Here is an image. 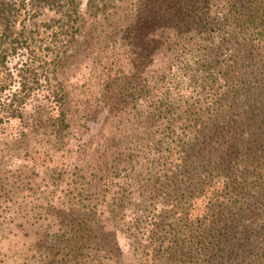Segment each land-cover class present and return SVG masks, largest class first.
Returning <instances> with one entry per match:
<instances>
[{"label": "rangeland", "instance_id": "374dc122", "mask_svg": "<svg viewBox=\"0 0 264 264\" xmlns=\"http://www.w3.org/2000/svg\"><path fill=\"white\" fill-rule=\"evenodd\" d=\"M221 2L74 0L35 18L61 26L38 37L59 50L48 75L63 100L34 124L28 105L1 117L10 95L0 106V264H173L160 246L183 229V203L157 179L173 167V127L188 136L198 119L221 120L222 56L203 32L221 22ZM239 13L227 23H264V12ZM206 155L186 168H215L217 152Z\"/></svg>", "mask_w": 264, "mask_h": 264}, {"label": "trees", "instance_id": "16d2710c", "mask_svg": "<svg viewBox=\"0 0 264 264\" xmlns=\"http://www.w3.org/2000/svg\"><path fill=\"white\" fill-rule=\"evenodd\" d=\"M73 2L0 0L1 107L10 95V110L1 116L5 120L21 114L28 105L32 123H39L48 113L45 108L51 111L62 104L63 93L50 89L48 75V64L54 65L59 50L52 51L47 40L38 37L43 25L35 18L44 10H58ZM218 12L221 22L203 32L222 56L217 72L221 120L211 129L213 124L206 128V123L197 124L198 119L191 126L199 125V131L191 129L188 136L176 134L178 126L171 131L174 163L162 174L168 178L157 179V191L171 182L177 188L173 199L183 203L177 217L183 229L158 249L173 264H264V23L249 30L227 23L229 16L239 20V12H264V0H222ZM240 20L244 23L250 18L242 15ZM58 27L44 26L42 31L46 29V35L54 38ZM207 56L212 59L211 53ZM187 82L194 85L191 79ZM12 86L13 91L3 97ZM205 130L211 131L213 145L205 141L201 133ZM213 151L219 158L215 168H186L191 167L193 157H208ZM183 181L186 185L180 187ZM201 198H205L202 208L194 213L193 205Z\"/></svg>", "mask_w": 264, "mask_h": 264}]
</instances>
